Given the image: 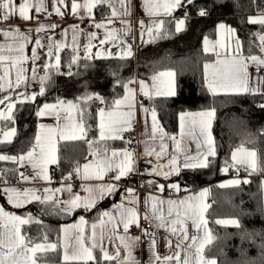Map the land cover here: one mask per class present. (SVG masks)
<instances>
[{"label": "snow or ice", "instance_id": "1", "mask_svg": "<svg viewBox=\"0 0 264 264\" xmlns=\"http://www.w3.org/2000/svg\"><path fill=\"white\" fill-rule=\"evenodd\" d=\"M194 0H143L144 12L149 17L155 18L146 24L139 20L143 40L145 34L150 37L148 42L164 38L167 34L163 31L165 21L161 17H172L175 10L184 8L185 4L191 5ZM117 4L119 8H117ZM49 7L51 11H49ZM107 7L110 13L103 15L101 21L97 22L93 14L94 9ZM131 0H0V145L11 144L16 136L14 124V109L17 103H24L28 100L35 101L37 94L29 96L26 92H19L21 86H27L28 79L25 67L31 60L32 73L35 78V62L39 59L38 49L45 47L40 38L34 39L35 47L31 48V56L25 54L26 47L33 42L32 32H55L60 25L52 23L46 25L41 22V15L47 13L66 17L70 12L74 17L79 16L92 21L91 27L105 29L104 38L99 39L97 32L84 33L79 25H73L72 42L76 44L80 35H86L88 43L84 45L85 58L92 59V41L99 39V45L103 46L109 42H117L118 30L108 29L109 25L115 23L119 18L124 35L130 31V25L125 16H131ZM34 12V14H33ZM199 16H207L208 10L201 7L197 13ZM35 21L34 26L22 28L15 21ZM188 20V11L185 9V16L181 19L169 21L175 25V32L185 30ZM247 23L259 25V31L254 34L255 47L249 44L247 52L244 43L239 37L237 30L226 22H219L215 28L217 39L211 40L208 36L203 39V52L210 57L203 64V81L207 91L212 96L217 95H252L264 98V13L256 16H249ZM68 30L63 29L61 36L67 38ZM46 45L49 57L55 56V64L46 63L44 69L50 66L59 67L61 62L60 52L68 45L62 41L53 40L52 36L47 37ZM121 52L118 54L121 59H130L133 56L132 45L126 41L119 40ZM55 50V51H53ZM74 53L77 49H73ZM104 53L98 50L95 57L99 58ZM108 55H112L108 52ZM79 59L78 54L72 56L71 63L75 64ZM253 69V71H250ZM71 74V73H69ZM177 73L171 69L154 70L150 77L129 79L121 86L124 89L122 98H117L106 107H98L96 122L98 139L88 138L90 126L85 121V106L89 101L99 100L101 104L106 102L99 95H87L79 98V102L59 101L55 104L45 103L36 111L38 117L50 116L56 120L55 126L39 125V130L34 136V141L29 149L19 154H7L0 148V162H9L16 167L11 169H0V198L6 197L7 203L14 209L24 208L32 202L50 204L58 212L71 216L77 210L84 212L93 211L99 201L117 191V184L122 178L138 172L136 168L137 153L135 149L124 148L121 150L109 149L107 141L123 140L129 145L131 139L125 137V133L135 128L137 114H144L145 123L148 114L151 115V131L145 132L149 141L144 143L143 155L156 158L147 161L150 168L144 172L148 175H163L166 179L172 175L179 176L182 169H206L210 168L217 157L216 140L213 136V123L216 119L214 107L197 112H181L179 114V137L169 135L158 121L155 108L145 107L143 101L137 103L139 97L148 101L156 98H169L176 95ZM47 74L39 77L40 91L38 95L45 94V81ZM135 85V87H134ZM10 93H15L12 95ZM264 108V103L260 104ZM171 141L172 153L166 164L159 161L169 156V144ZM68 141H83L88 145L89 153L85 162L77 164L66 177L62 178L61 187L52 190L43 188V194L34 187H22L23 183L33 181H45L51 183L50 165L58 164V144ZM159 141L158 148L156 142ZM187 142V145L184 142ZM195 144V154H192L190 145ZM103 145V147H101ZM183 157L182 161L180 157ZM31 168V172L27 169ZM229 168H234L239 173L240 168L245 171H264V158L258 155L257 151L250 150L244 144L237 146L231 151V163L226 161L222 169L225 173ZM24 169V170H21ZM164 169H167L166 171ZM11 173L17 176L16 186L8 178ZM109 176L112 182L104 183L105 176ZM79 179L81 191L85 195L74 191V184L66 181ZM98 183L89 184V181ZM247 179L241 181L233 178L219 185L220 188L238 187L241 183H248ZM151 183V182H149ZM147 189V185L144 186ZM157 191L163 193L166 187L179 192L178 183L170 185H152ZM67 192L68 198L61 199L56 193ZM124 201L116 205L117 212H103L88 227V221L83 215L78 222L66 224L60 227L56 242H51L45 234L39 241L27 236L24 226L32 223H40L31 214L19 215L15 212L6 211L0 207V264H38L39 255L48 252H57L62 249V264H101L102 261L116 264H139L133 256L134 247L140 242L141 237L127 235L131 225L141 227V214L136 205L139 203L134 188H125ZM209 189L205 188L198 194L189 195L184 198L167 200L149 195L144 198L142 205L145 209L143 219L150 220L155 228L163 229L169 235L164 237L170 254L161 255L158 251L155 233L149 229H143V235H150L152 238L149 244L152 259L149 264H218L216 258L206 255V247L213 242V235L208 229V220L205 213L211 207L205 202ZM167 205L165 212L164 205ZM131 205V207L127 206ZM264 211V209H262ZM117 216L119 217L117 219ZM190 226H189V223ZM218 225L233 226L241 229L243 226L238 218L217 219ZM123 226L124 235H119L120 226ZM189 227L194 229L190 232ZM201 232L203 233L201 235ZM113 235L119 240L115 246V253L111 254L104 247L105 238L111 240ZM175 237V240L171 237ZM259 236L261 239V252L264 254V231L247 232L245 230L242 239H252ZM99 248L101 255H96ZM123 250V255H122ZM247 253L242 248L240 257H246ZM235 264H249L247 261L237 259Z\"/></svg>", "mask_w": 264, "mask_h": 264}, {"label": "trees", "instance_id": "2", "mask_svg": "<svg viewBox=\"0 0 264 264\" xmlns=\"http://www.w3.org/2000/svg\"><path fill=\"white\" fill-rule=\"evenodd\" d=\"M201 7L208 10V15L201 17L197 13ZM188 20L185 30L176 33L174 24L169 23L173 17L164 18V38L147 41L137 50L135 58H85L79 55L78 61L71 63L73 50L64 48L60 52L61 62L57 68H49L45 81V94L36 101L17 103L14 109V124L16 136L11 144H2L0 148L7 154H19L26 151L34 141L37 128L38 104L43 101H58L61 99H78L87 95H99L106 103L99 100L89 101L85 106V121L90 126L88 138L97 139L96 112L99 106H109L115 99L121 98L124 89L121 86L136 76H149L154 70L172 69L176 76V95L169 98H156L150 101L156 109L158 121L165 132L173 135L177 131L178 113L185 110L216 109V119L213 123V134L216 140L217 157L212 166L206 169H182L174 182L180 186V192L196 189L202 185L209 186V202L211 206L206 212L208 227L214 239L206 247V255L218 260V264H235L238 258L249 264H264V254L261 252L259 236L252 239H242L247 232L264 231V171L257 170L248 181L238 187L220 188L217 181L227 174L222 171L226 161L230 164V151L244 144L245 147L257 151L264 158V98L252 95H217L208 93L203 81V64L210 57L202 50V38L212 37L216 25L226 22L237 30L247 52L249 44L254 41V34L259 31V25L247 23L249 16L264 12V0H194L191 5L177 9L175 14L185 16ZM255 41L253 47H255ZM71 73V74H69ZM122 140H109L110 148L122 146ZM103 147V145H101ZM88 145L83 141H61L58 144V164L55 180L62 178L88 156ZM16 167L9 162H0V169ZM234 169V168H229ZM235 170V169H234ZM240 168L239 172L243 173ZM14 175L8 174V178ZM20 214H31L40 223L24 226L27 236L33 240H41L46 234L51 242H56L60 226L70 223L83 215L88 224L96 222L102 213V207L97 205L91 212L77 210L71 216L58 212L50 204L33 202L27 207L15 209ZM238 218L243 226L238 229L233 226L218 225L217 219ZM244 249L246 257H240ZM38 262L62 264L61 250L38 254ZM96 255H101L99 248ZM101 264H109L102 261ZM110 264H115L114 261Z\"/></svg>", "mask_w": 264, "mask_h": 264}, {"label": "crops", "instance_id": "3", "mask_svg": "<svg viewBox=\"0 0 264 264\" xmlns=\"http://www.w3.org/2000/svg\"><path fill=\"white\" fill-rule=\"evenodd\" d=\"M81 2H82V0H81ZM45 3L47 5L48 4V0H45ZM117 8H119L118 4H117ZM49 11H51L50 7H49ZM130 11L132 13L131 16H125L124 17V19L127 20L129 22V25H130V31H128L127 35H124L123 31H121L126 26L121 24L119 18L116 19L114 24L109 25L108 29H111V28L117 29L118 30L117 36L119 37V40L126 41L128 44L132 45V51H133L132 58H135L136 54H137V50L148 39L147 34L144 35L143 40L141 39V36H140L141 29H140V26L138 24V21L139 20H144L145 23L148 24V23H150V21L152 19H155V18L149 17L148 15L145 14L144 6H143V0H131ZM108 13H110V9H108L107 7H104V8L99 9V10H97V9L93 10V14H94L95 20L97 22L101 21L102 18H103V15H106ZM261 13H264V12H260V13H257V14L251 15V16H256V15H259ZM33 14H34V12H33ZM52 14H53V17H49L47 13L42 14L41 15V22L45 23L46 25L55 23V24L60 25V27L57 28L55 30V32H41V33L32 32L31 35L33 37V42L30 43L29 46L26 47V49H25V54L31 56V48L35 47V44H34V39L35 38H40L41 41H42V44L45 45V47H43L41 49H38L39 59L35 62V68H36L35 78H33V73L31 71L33 65H32L31 60H29L26 63V65H25V67L28 69V71L26 72V77L28 79L27 86L26 87L25 86H21V88L18 90L19 92H26L29 96H31L33 93H36L37 94L36 100H38V98L40 97V95H38L39 91H40V87H41L39 77L44 76L45 74H48V72L46 73V71L44 69V65L46 63H50L51 64L50 59L48 58V55H47L48 49L46 47V45L48 43L47 37L49 35L52 36L53 40H58V41H62L63 43H66L68 45V47H67L68 49L73 50L74 48H76L77 52H75V54H79V55H84L85 56L84 45L88 43V39H87L86 35H80L78 37V40H77L76 44H73L72 39H71V37H72L71 27L73 25H79V28L82 29L81 26H80V23H81V21L86 20V21H88L89 26L86 29H82L83 32L84 33L97 32V35H98L99 39L104 38L105 31H106L105 29L97 30L94 27H91L90 25H91L92 21H90L87 18H84L82 20L79 16L74 17L70 12L68 13V15L66 17H63V18L61 16H60V18H57V16H59V15H56L55 13H52ZM166 17H168V16H164V17H161V18L164 19ZM172 17H174L175 19L184 18L183 15L175 14V12L173 13ZM15 23L19 24L24 29L29 27L30 24H31V26L35 25V21H32L29 24L28 22H23V21H20V20H16ZM173 24H174V22H173ZM174 28H175V25H174ZM63 29H67L68 30L67 38L61 36V31ZM209 38L211 40H213V41H215L217 39L216 34H214V36L209 37ZM99 39H96V40L92 41V43L94 45V47L92 48V56H93V58H96L95 57V53L98 50H100V51H102L104 53V55L99 57V58H119L118 54L121 52V48L119 47V40L117 42H109L106 45L101 46V45H99ZM203 39H204V37L202 38V43H201L202 49H203ZM0 43H4L3 38H0ZM53 51H55V50H53ZM108 52H111L112 55L109 56ZM54 60H55V56H54ZM49 68H55V67L54 66H50ZM166 69H169V68H166ZM161 70H164V69H161ZM250 71H253V69H250ZM262 74H264V73H262ZM150 76L151 75L146 76V77L136 76L135 79L138 80L139 78H148ZM134 87H135V85H134ZM10 94L15 95V93H10ZM0 95H3V94H0ZM28 101H32V100H28ZM59 101L79 102V100L75 99V98L61 99V100H58V101H43V102H40L38 104L37 110L40 107H42L45 103L55 104V103H58ZM140 101H143L145 107H148L150 109L152 108L151 105H150V101H148L147 99L141 100L140 97H139L137 103H139ZM99 107H106V106L102 105V106H99ZM201 110H205V109L185 110V111H181V112H189V111L190 112H197V111H201ZM181 112L178 113V117H177V131H176L175 134H173V135L177 136V139H180V137H179V114ZM41 124L46 125V126H55L56 125V120H55L54 117H50V116H44V117H38L37 116L36 132L39 130L38 126L41 125ZM96 130H97V122H96ZM134 130H135L134 137L128 138V139L132 140L131 149H135V151L137 153L136 168L138 169L140 167L141 175L143 177L144 182L140 183V184L137 183V181L135 179L136 172H133L128 177L122 178V180L117 184V191L114 192L111 195L106 196L103 200L99 201V203L97 204V205H100L102 207V213L103 212H110V213H114L115 214L117 212L116 205H119L121 203H126V201H124V196H125L124 189L125 188H129V187L134 188L135 191H136V196H137V199L139 201V203L136 205V207L140 211L141 221L142 220H148V219H143V215H144L145 209H144V207L142 205V201H143L144 198L148 197L149 195H155V196L163 198L165 200H167L169 198L178 199V198H184V197L189 196V195L198 194L200 191H202L205 188L209 189L208 185H202V186H200V187H198L196 189L185 191V192H180V191L176 192L175 191V193H173V194H169L167 192L168 187H166V189H165V191L163 193L157 191L156 188L152 187V185L159 186L160 184L170 185L171 183H176V182H174V178L176 177V175H172V176H170V177H168L166 179L163 175H160V176H157L155 174L148 175L146 172H144V170L146 168H150V165H148V163H147V161L149 159H152L153 163H156V158L155 157L149 158V157L143 155L144 143L141 142V141H149V137L147 135H145V132L147 131V132L150 133V131H151V115L148 114L147 122L145 123L144 114L141 113V112H138L137 121H136ZM98 135L99 134H98V130H97V137H98ZM213 136H214V134H213ZM166 142L169 144V149H168L169 156L164 158V159H161L159 161V163H161V164H166L167 163V159L170 158V154L172 153L171 141L166 139ZM184 143L187 145L186 141ZM158 145H159V141L156 142L157 148H158ZM124 148H128L127 147V143L125 141H124V144L122 146L113 147V148H110V149L121 150V149H124ZM190 148L192 150V154L194 155L195 154V144L192 143L190 145ZM234 149L235 148H233L232 150H234ZM249 149L253 150L251 148H249ZM231 151H230V160H231ZM182 159H183V157L181 156L180 160L182 161ZM84 162H85V159L83 161H81L79 164L82 165ZM51 166H53V165H50L49 167H51ZM21 170H24V169H21ZM164 170L166 171L167 169H164ZM27 171L31 172L32 170L29 167L27 169ZM226 174L227 175L225 177H223V178H221L220 180L217 181L218 185H220L221 183H225L226 181H228L230 179H233V178H239L241 181H243L245 179L249 180L253 175H255V172H251L250 173V171H245L244 170L243 173H240V172L237 173L236 170L229 169V171L226 172ZM106 177L107 176H105V179L103 181L104 183L112 182V181L107 180ZM13 178H15L16 182H17V179H18L17 176H14ZM16 182L12 183V185L16 186ZM149 182H151V183H149ZM88 183L89 184H95V183H98V182L93 180V181H89ZM120 183H126L127 185H121ZM146 184H147V189H145V187H144ZM241 184H243V183H241ZM80 185H81V181L79 180V185L77 187L76 192H79L81 195H85V193H83L81 191ZM22 187H34V188L39 189L41 194H43V188L44 187H48V188H50L52 190H55L56 188H60L61 187V180L60 181H56V180L54 181V179L52 178L51 179V183H48V182H45V181H42V180L33 181V182L23 183ZM56 195L59 196L61 199H67L69 194L65 191L63 193H56ZM263 196H264V184H263ZM205 202L207 204L209 202V193H208V195L206 197ZM30 204H28V205H30ZM28 205H26L25 207H27ZM127 206L131 207V205H127ZM0 207H5L6 211L15 212L16 214H19V215H25V214H20V213L16 212L15 209L12 208V206L7 203V198L6 197L0 198ZM164 208H165V212H166V210H167V205L166 204L164 205ZM205 217H206V213H205ZM79 218L80 217H78L76 220H74V221H72L70 223H64L61 226L66 225V224L76 223V222H78ZM118 218L119 217L117 216V219ZM92 223L88 224L89 230H90V226H91ZM188 223H189V226H190L191 222L189 221ZM156 229L158 230V233H159L158 239L156 240L159 253L161 255L170 254V249L167 247V245L165 243V239H164V237L168 236L169 234L166 233L163 229H158V228H156ZM208 229H209V227H208ZM189 230H190V232H194L195 231L194 229H191V227H189ZM118 234L119 235H124L125 234L123 232V226L122 225L120 226ZM202 234L203 233L201 232V235ZM127 235L133 236V237H136V236L141 237L140 242L134 247L132 254L139 261V264H149L150 260L152 259L151 252L149 250V244H150L151 238L145 237L142 234L140 228L136 227L135 225H131L130 226ZM171 239H173V241H174L175 237L173 236V237H171ZM119 243L120 242L116 238V235H113L111 240L105 238V240L103 241L104 247L111 254L115 253V246L119 245ZM122 255H123V250H122ZM210 258H212V257H210ZM61 259H62V249H61ZM114 263L116 264V261H114ZM38 264H57V263L38 262Z\"/></svg>", "mask_w": 264, "mask_h": 264}, {"label": "built area", "instance_id": "4", "mask_svg": "<svg viewBox=\"0 0 264 264\" xmlns=\"http://www.w3.org/2000/svg\"><path fill=\"white\" fill-rule=\"evenodd\" d=\"M48 16H49V17H53V14L48 15ZM57 18H60V16H57ZM80 26H81L82 29H86V28L89 26V23H88V21L84 20V21H81ZM140 99H141V100H145L146 98H144V97L141 96ZM134 135H135V130L126 133V134H125V137H126V138H132V137H134ZM127 147H128V148H131V147H132V143H131L130 145L127 143ZM138 169H139V171L136 172V174H135V179H136L137 183L140 184V183H143L144 180H143V177H142V175H141L140 167H139ZM56 172H57V167H56V166H51V167H50V175H51V177L54 179V181H55V177H54V176H55ZM70 172H71V171H70ZM68 173H69V172H68ZM68 173H67L64 177H66V176L68 175ZM110 175H111V174H108V175H107V177H106L107 180H109V176H110ZM9 180H10L12 183H15V182H16V179H15V178H10ZM61 181H62V180H61ZM109 181H110V180H109ZM66 182H67L68 184H74V191L77 190V187H78V185H79V179L75 180V182H73L72 180H68V181H66ZM120 184H121V185H127L126 183H120ZM146 185H147V184H146ZM149 188H150V187H149ZM167 192H168L169 194H173V193H175V190H173V189H171V188H168V189H167ZM140 224H141V227H139V228H140L141 232H142L143 229H149L150 233H155V239H156V240L158 239V236H159L158 230L154 227L153 223H152L150 220H142V221H140ZM142 234H143V232H142ZM144 236L147 237V238H152L150 235H148V236L144 235Z\"/></svg>", "mask_w": 264, "mask_h": 264}, {"label": "rangeland", "instance_id": "5", "mask_svg": "<svg viewBox=\"0 0 264 264\" xmlns=\"http://www.w3.org/2000/svg\"><path fill=\"white\" fill-rule=\"evenodd\" d=\"M48 58L50 59V62H51V65H54L55 64V60H54V56L52 57H49ZM53 60V61H52ZM140 79V78H139ZM233 170V169H232ZM231 173V172H230Z\"/></svg>", "mask_w": 264, "mask_h": 264}]
</instances>
